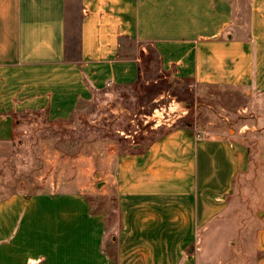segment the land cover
<instances>
[{
    "label": "crops",
    "instance_id": "obj_1",
    "mask_svg": "<svg viewBox=\"0 0 264 264\" xmlns=\"http://www.w3.org/2000/svg\"><path fill=\"white\" fill-rule=\"evenodd\" d=\"M77 1L71 58L66 0H0V159L13 154L26 117L64 122L96 92L134 85L143 54L127 41L152 47L173 79L264 91V0H248L242 36L233 0ZM87 150L74 160L78 169L86 163L99 192L112 187L114 235L107 239L104 215L91 211L90 184L0 194V264H201L199 236L250 168L237 138L203 137L188 125L147 143L96 141ZM260 224L252 264H264Z\"/></svg>",
    "mask_w": 264,
    "mask_h": 264
},
{
    "label": "rangeland",
    "instance_id": "obj_2",
    "mask_svg": "<svg viewBox=\"0 0 264 264\" xmlns=\"http://www.w3.org/2000/svg\"><path fill=\"white\" fill-rule=\"evenodd\" d=\"M66 1L67 48L74 58L80 13L77 0ZM233 1L234 21L240 24L242 36L249 24L248 0ZM125 47L143 54L139 83L96 92L89 101L79 102L64 122L26 117L13 154L0 159V194L34 192L46 183L60 182L65 189L90 184L92 192L86 198L92 212L104 215L108 239L118 228L113 189L99 192L93 175L83 173L86 163L81 162L80 170L74 160L79 153L87 156L89 144L147 143L175 125L196 126L203 137L234 136L248 148L250 168L237 179L225 213L199 236L198 247L201 264H252L255 232L264 222L258 217L264 214V91L173 79L161 70L152 47L133 41ZM106 251L115 253L109 244Z\"/></svg>",
    "mask_w": 264,
    "mask_h": 264
},
{
    "label": "trees",
    "instance_id": "obj_3",
    "mask_svg": "<svg viewBox=\"0 0 264 264\" xmlns=\"http://www.w3.org/2000/svg\"><path fill=\"white\" fill-rule=\"evenodd\" d=\"M153 49V48H152ZM153 53L156 55V58H157V60H158V57H157V54H156V52L154 51V49H153ZM142 61L145 63V60L144 59H142ZM143 62H142V64H143ZM158 63H159V60H158ZM140 76H141V74L139 75V79H140ZM139 79H138V81L134 84V85H136L137 83H139ZM187 82V81H186ZM134 85H132V86H134Z\"/></svg>",
    "mask_w": 264,
    "mask_h": 264
},
{
    "label": "water",
    "instance_id": "obj_4",
    "mask_svg": "<svg viewBox=\"0 0 264 264\" xmlns=\"http://www.w3.org/2000/svg\"><path fill=\"white\" fill-rule=\"evenodd\" d=\"M98 188H100V186H98ZM258 217H261L262 219H263V221H264V214L263 213H258Z\"/></svg>",
    "mask_w": 264,
    "mask_h": 264
}]
</instances>
